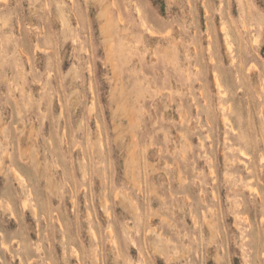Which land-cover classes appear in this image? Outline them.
<instances>
[{
  "label": "rangeland",
  "instance_id": "obj_1",
  "mask_svg": "<svg viewBox=\"0 0 264 264\" xmlns=\"http://www.w3.org/2000/svg\"><path fill=\"white\" fill-rule=\"evenodd\" d=\"M260 158L264 0H0V264H264Z\"/></svg>",
  "mask_w": 264,
  "mask_h": 264
},
{
  "label": "bare ground",
  "instance_id": "obj_2",
  "mask_svg": "<svg viewBox=\"0 0 264 264\" xmlns=\"http://www.w3.org/2000/svg\"><path fill=\"white\" fill-rule=\"evenodd\" d=\"M224 29V28H223ZM151 31H149V33H150ZM232 44V43H231ZM226 47H228V45L226 44ZM230 47V46H229ZM229 49V48H228ZM222 94H224V93H222ZM221 105V104H220ZM223 107V106H222ZM232 129V128H231ZM243 151H241V153H242ZM243 155H244V152H243ZM245 156H246V154H245ZM261 159V158H260ZM262 159H264V158H262ZM261 159V160H262ZM264 161V160H263ZM251 188V187H250ZM117 195V194H116Z\"/></svg>",
  "mask_w": 264,
  "mask_h": 264
}]
</instances>
